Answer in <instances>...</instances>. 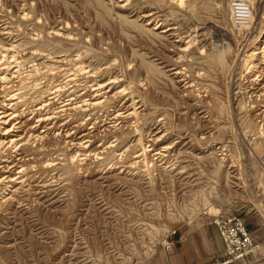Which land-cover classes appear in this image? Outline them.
<instances>
[{
    "label": "rangeland",
    "instance_id": "374dc122",
    "mask_svg": "<svg viewBox=\"0 0 264 264\" xmlns=\"http://www.w3.org/2000/svg\"><path fill=\"white\" fill-rule=\"evenodd\" d=\"M0 46V264H152L221 211L264 263V0H0Z\"/></svg>",
    "mask_w": 264,
    "mask_h": 264
},
{
    "label": "crops",
    "instance_id": "0c3cea01",
    "mask_svg": "<svg viewBox=\"0 0 264 264\" xmlns=\"http://www.w3.org/2000/svg\"><path fill=\"white\" fill-rule=\"evenodd\" d=\"M213 217L198 216L181 223L170 235L172 247L164 246L157 252L152 264H213L223 258L225 246ZM249 256L242 264H264Z\"/></svg>",
    "mask_w": 264,
    "mask_h": 264
},
{
    "label": "built area",
    "instance_id": "2783aa9c",
    "mask_svg": "<svg viewBox=\"0 0 264 264\" xmlns=\"http://www.w3.org/2000/svg\"><path fill=\"white\" fill-rule=\"evenodd\" d=\"M233 6H235V21L246 22L247 17L243 16L240 18V15L242 13L249 14V6L241 1L235 2ZM213 221L218 227L225 246L223 258L213 264H242L246 258L254 255L258 250L259 243L254 238L247 222L239 213L221 211L214 217ZM175 233L176 230L170 232L164 242L163 246L166 250L172 247L173 240L170 238V235ZM255 262H258V260Z\"/></svg>",
    "mask_w": 264,
    "mask_h": 264
},
{
    "label": "bare ground",
    "instance_id": "6f19581e",
    "mask_svg": "<svg viewBox=\"0 0 264 264\" xmlns=\"http://www.w3.org/2000/svg\"><path fill=\"white\" fill-rule=\"evenodd\" d=\"M176 1H180L182 3L183 0H176ZM11 54L12 52L10 48L6 46H0V61H1L0 89H4V88L6 89L7 82L12 81V78L16 73L14 71V68L16 67L14 66L15 60L13 59ZM15 98L16 95L10 93L5 97V99L2 102H0V104H4L0 106V109H3V111H0V148L6 143L14 144L18 140H22L23 138V136H21L20 134L18 136V139L15 137L11 138L13 134H16L14 132H18L17 130H19L21 128L20 126L23 125V123L21 124V122H18L21 118V115L17 113L14 109H10L11 103L9 101L14 100ZM10 110H12V112ZM13 136H17V135H13ZM29 137H31V135H29Z\"/></svg>",
    "mask_w": 264,
    "mask_h": 264
}]
</instances>
